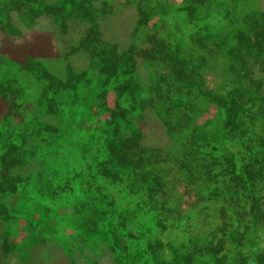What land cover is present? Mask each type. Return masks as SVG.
<instances>
[{"label": "rangeland", "instance_id": "374dc122", "mask_svg": "<svg viewBox=\"0 0 264 264\" xmlns=\"http://www.w3.org/2000/svg\"><path fill=\"white\" fill-rule=\"evenodd\" d=\"M255 1L264 9V0H10L20 9L9 15V20L17 26L11 28L12 32H21L18 38L14 37L13 45L16 47L21 39L35 48L50 43L61 55L42 59L14 53V64L28 66L16 70L14 64H9L3 69L7 75L0 71V237L5 236L4 225H7V233L25 231L31 242L54 243L58 247L53 251L61 252L62 256L47 264H264V194L254 198L259 204L244 206L241 210L246 214L239 213L230 225H224L219 222L222 212L217 211L218 205L211 202L212 197L208 196L198 206H188L185 202L189 196L180 185L167 179L169 175H164L160 166L156 167L159 177L153 181L149 166L155 161L152 158L137 160V165L146 161L138 174L136 171L123 179L105 176L102 169L106 166L101 162L102 151H106L105 140L99 127L104 99L100 100L99 96H105L110 89L108 81L101 76L98 83L85 85L86 81L82 80L78 94L90 90L97 96L90 102L85 97L76 99L74 104H59L56 109L59 118L53 119L51 97L63 102L71 90L66 93L64 81L52 94L53 89L46 86L48 81L35 75L42 72L51 77L50 82H55L58 78L65 80L68 73L85 74L92 59H95L93 67L98 69L105 64L102 56L106 50L116 53L133 43L131 51L136 56L126 63L134 64L144 85L177 82L173 71L153 63L154 53L158 55L153 46L155 38L176 49L197 50L192 64L197 70L208 67L222 70L224 61L212 50L219 47L223 35L236 38L235 25L240 12L251 9ZM28 7H32L29 12ZM141 21H146L144 30L152 37L149 42L132 36L136 23ZM155 23L159 26L155 27ZM249 24L246 17L238 23L243 31H248ZM93 30L96 33L99 30L100 42L95 44L90 38L81 45L86 51H80V46H75L78 38ZM4 37L0 43L6 45ZM118 62L119 57H114L113 65ZM120 68L127 71L123 65ZM235 72L252 94L264 97L262 62L249 58L242 63L241 73L239 67ZM216 76H206L208 84L204 88L211 96L205 91L191 92V99L203 110L201 118L214 112L208 103L210 97L229 94L217 90L221 80ZM129 78L127 72L121 75L126 91H129ZM171 86L164 89L161 100L151 90V107L156 108L157 114L151 108H142L132 122L139 136L137 141L144 147L160 150L180 147L179 133H172L171 129L169 137L165 120L170 117L166 101L172 97ZM147 88L140 89L143 98L150 94ZM13 95L22 101L18 116L8 107L7 99ZM112 95L109 90L108 105L112 104ZM31 118L45 126L57 123L56 142L32 143ZM195 118L192 114L185 115L180 123L192 131L202 125V119ZM262 130L260 126L259 135L264 140ZM10 132L18 135L19 142H11L16 147L21 144L19 137L27 135L26 151L15 161L2 158L9 147L6 138ZM183 134L187 139L188 135ZM126 135L123 132V141ZM74 137L86 140L77 145L70 141ZM161 181L166 182L165 192ZM164 193L166 202L159 205L157 197ZM226 214L233 213L226 211ZM230 230L234 233L232 237L225 235Z\"/></svg>", "mask_w": 264, "mask_h": 264}, {"label": "trees", "instance_id": "16d2710c", "mask_svg": "<svg viewBox=\"0 0 264 264\" xmlns=\"http://www.w3.org/2000/svg\"><path fill=\"white\" fill-rule=\"evenodd\" d=\"M158 3L161 2L158 1ZM243 17H246V21L250 20L248 31H243L242 27L238 25L239 22H242ZM236 23L235 28L238 31L236 38L231 39L223 35L224 38L218 44L219 47L212 50L221 61H224L222 70H215L213 67H208L204 71L197 70L192 65L195 55L199 53L197 50L187 51L183 47L176 49L173 45L168 43L166 46L164 42L155 38L153 46L156 47L158 55L154 53L153 63L155 62L160 68H168V71H173L174 79L177 81L174 83H171L172 81L168 83L167 79L170 77L167 76L166 85L155 83L144 85L137 77L134 64L132 62L126 63L127 60H131L130 57L136 56L131 51L134 50L133 43L115 51L116 53L111 52V49L106 50L107 53L105 52L106 54L102 56L105 64L98 69L93 67L95 59H92V63L85 74H83L84 72L68 73L65 80L58 78L55 82H50L51 77L42 72L35 74L38 79L45 78L48 81L46 86L53 89L52 94L55 93L57 86L59 87L60 83L64 81L67 83L66 93L71 90V94H67V98L63 102L57 101L54 96L51 97L53 101L51 106L54 109L50 111V117L59 118L56 109L61 103L74 104L76 99L83 100L85 97L89 98L87 102H90L97 94L90 90L78 94L77 88L82 80L86 81L85 85L96 84L103 76L108 81L109 90H112L113 94L111 105H108L109 102L106 100L109 90H106L105 96H99L100 100L104 99L99 122V127L104 135L106 150L105 153L102 151L103 159L101 162L106 166L102 169L103 174L123 179L124 175L128 177L136 171L137 174L141 172L146 161H141L140 165H137V160L152 158L155 161L149 166L152 167L151 177L153 181L159 177L156 167L160 166L164 175H169L167 179H170L172 184L180 185L189 196L185 204L190 207L198 206L202 204L200 202H203L204 199L208 200L207 197L210 196L213 198L211 202L218 205L217 211L222 212V215L219 216V222L230 225L231 219L235 220V215L246 214L241 210L244 206L259 204L257 201L255 202L254 198L264 194V160L259 159L264 157V140L262 135H259L260 126L263 128L264 134V97L252 94L254 92L248 90V85L238 80L239 74L234 73L237 67L241 73L242 63L249 58L264 64V9H261L258 2L255 1L251 9L243 13L240 12ZM154 25L155 27L159 26L157 23ZM144 26H146V21L137 22L132 36L134 39L140 37V39L149 42L152 37L150 38L146 34ZM175 52L179 54L178 57L175 56ZM139 54L138 56L143 60ZM205 56L210 58L209 54H205ZM114 57H119L117 65H113ZM9 64L14 63L1 64L0 71ZM14 65L16 70L21 69L22 66H28L27 63L22 66L16 63ZM121 65L125 66L127 71L120 68ZM125 72L131 77L129 78V91L124 89L123 83L125 82L121 80V75ZM155 73L159 76L161 74L157 71ZM4 74L7 75L6 72ZM208 74L217 75L216 77L221 80L217 90L226 91L229 94L210 97L208 103L214 107V112L209 116L207 115L206 118H201L203 110L195 105L194 100L191 99V92L195 90L205 91L208 96L212 95L207 88H204L208 84V80H206ZM12 75L15 76V74ZM232 83L235 84L232 85ZM172 84L173 86H171ZM168 86H171L173 91L172 97L166 101V109L170 114L169 119H165L168 124L167 132L169 137L171 136V129L174 131L172 133H179L177 139L180 147L165 150L144 147L137 141L139 136L133 129L132 122L142 108H151L157 114L156 108L151 107V90H154L158 100H161L162 93ZM144 87H148L150 93L145 98L140 96V89ZM181 93L183 97H181ZM18 99L17 95L7 99L9 110L12 109L13 112H17L16 116H18V108L22 103ZM260 113H262L261 119ZM189 114L202 119V125L197 126L192 131L180 123L181 117ZM37 124L39 127L36 126ZM43 125L42 121L36 122L35 118L30 119L29 134L31 137L29 136V140L34 144L43 141L50 144L56 142L58 138L57 123ZM202 129H210L211 131L206 133L202 132ZM123 132H127L125 141H123ZM183 133L188 135L187 139ZM12 134L15 133H8L6 138L10 143L2 155L5 161H11V159L15 161L23 156L26 151L24 144L27 135L19 137L21 144L16 147L11 142H19L18 135ZM74 138L70 141L77 145L86 140ZM160 183L162 188H166L164 189L165 192L167 190L166 182L161 181ZM164 196L165 193L159 194L157 197L159 205L165 204ZM174 199L177 200L178 198L175 197ZM226 211L233 214L228 215ZM225 235L232 237L234 233L230 230Z\"/></svg>", "mask_w": 264, "mask_h": 264}, {"label": "crops", "instance_id": "0c3cea01", "mask_svg": "<svg viewBox=\"0 0 264 264\" xmlns=\"http://www.w3.org/2000/svg\"><path fill=\"white\" fill-rule=\"evenodd\" d=\"M166 1L169 2L171 0ZM25 3L31 4L29 1ZM13 4L14 3L10 2V0L0 1V39L2 38V35H5L4 41L7 43L6 45L0 43V59L3 61L0 65L9 62L14 63L15 61L12 58L14 53H23L26 58L38 57L42 59L58 57V55H61V52L57 49V47H53L50 43H43L35 48L33 44L30 46V43L21 39L16 47L13 45L14 43L12 42L14 37L18 38L21 35L19 30H17L18 34H15L16 31L12 32L11 30V28L17 29V26L9 20V15L12 12L17 13L20 10L19 7H15ZM30 8L32 7H28V12L30 11ZM26 11L27 6L24 5L23 13L25 14ZM88 34L89 32H87V36L85 35V37H83L81 35L78 38V42L75 46H80V51H86V49L81 45H83L84 42L88 41L90 38L91 42H94L95 44L100 42L99 30L98 33L93 30L91 34ZM9 44L11 45L9 46ZM6 230L7 225H4L3 235L5 236L0 237V264H47L48 262L54 263L58 261L62 256L61 252L55 253L53 251L54 248L58 247L57 245H53L54 243L48 245L41 243L40 240L37 242H31L30 239H28L29 236L25 237V231H22V233L18 231H11L7 233ZM45 238L46 237H44V239ZM62 248L63 247L61 246L60 249L63 252Z\"/></svg>", "mask_w": 264, "mask_h": 264}]
</instances>
